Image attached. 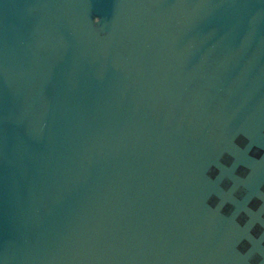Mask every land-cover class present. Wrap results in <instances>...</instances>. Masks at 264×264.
Here are the masks:
<instances>
[{"label": "water", "instance_id": "1", "mask_svg": "<svg viewBox=\"0 0 264 264\" xmlns=\"http://www.w3.org/2000/svg\"><path fill=\"white\" fill-rule=\"evenodd\" d=\"M0 264H264V0H0Z\"/></svg>", "mask_w": 264, "mask_h": 264}]
</instances>
